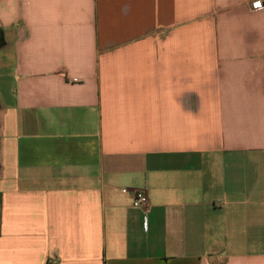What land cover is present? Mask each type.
<instances>
[{
  "label": "crops",
  "instance_id": "0c3cea01",
  "mask_svg": "<svg viewBox=\"0 0 264 264\" xmlns=\"http://www.w3.org/2000/svg\"><path fill=\"white\" fill-rule=\"evenodd\" d=\"M258 3L0 0V264H264Z\"/></svg>",
  "mask_w": 264,
  "mask_h": 264
},
{
  "label": "built area",
  "instance_id": "2783aa9c",
  "mask_svg": "<svg viewBox=\"0 0 264 264\" xmlns=\"http://www.w3.org/2000/svg\"><path fill=\"white\" fill-rule=\"evenodd\" d=\"M262 7H264V0H259L258 5L253 7V9L258 10V9H261ZM132 206L134 208L145 209L148 206V199L146 195L141 191H136L133 194Z\"/></svg>",
  "mask_w": 264,
  "mask_h": 264
}]
</instances>
